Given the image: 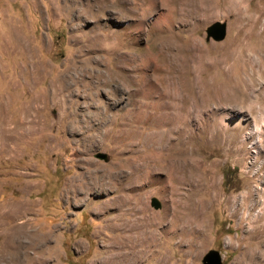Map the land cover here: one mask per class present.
<instances>
[{
	"label": "rangeland",
	"instance_id": "rangeland-1",
	"mask_svg": "<svg viewBox=\"0 0 264 264\" xmlns=\"http://www.w3.org/2000/svg\"><path fill=\"white\" fill-rule=\"evenodd\" d=\"M256 186L264 0H0V252L26 223L36 264H251ZM128 200L144 218L122 232Z\"/></svg>",
	"mask_w": 264,
	"mask_h": 264
},
{
	"label": "bare ground",
	"instance_id": "bare-ground-1",
	"mask_svg": "<svg viewBox=\"0 0 264 264\" xmlns=\"http://www.w3.org/2000/svg\"><path fill=\"white\" fill-rule=\"evenodd\" d=\"M150 111H148V112H150ZM143 114H144V111L142 109H140L139 111L136 110V112L134 113L136 119L137 118H143L145 116ZM148 116H149V114H148ZM221 120H223V119H221ZM162 139H163V137H162ZM156 145H157L156 148H153V150L151 152L144 153L141 156L142 160H144L146 162V164L143 162L146 165L144 169L142 168L143 170H145L143 178H148L149 179V178L152 177V175H151L152 172L149 170V164L150 163L159 162L161 165H163V164H165L166 162H168L170 160L169 155L163 151V146H161L162 144H160V145L156 144ZM173 164H174L173 162L170 163V167H169V171L171 170L170 171V175L167 174V175H169V179H171L173 177V171H172V168H171L173 166ZM141 165H142V163H141ZM258 170L260 172L261 168L258 169ZM260 175H263V174L261 173ZM250 197H251L250 191L247 189L245 194H243L241 196V200L243 201L242 202L243 203L242 207L245 208L244 201L249 199ZM262 197H263V199H262ZM214 200H217V197L214 198ZM253 201H254V204H252V206H250V209H252L254 206L256 207L257 204L258 205L260 204V206H259V208L257 210V215L255 217V220H253L252 223H251V226L253 224L252 229H251V233H252L253 238L255 239L256 244L253 245L251 251L249 252V257H247V258H250L248 262L251 261V264H264V187L256 186L255 192H254ZM131 204H133V202L131 200H128L120 208L122 210V212H129V213L132 214V216L135 217L133 220L132 219H129V220L125 219L124 220V218L122 217V221L120 223V227H121V231L122 232H130L132 230H138L139 227L142 225V222H143V218H144V211L143 210H144V208L140 207V205L138 206L135 203H134L133 206H131ZM206 204L207 203L205 201L201 202L200 207H199V211H198V213H195L194 219L192 220V221H195V222L197 221V223L199 222L202 226H203V223L205 222V221H203V216H204V213L206 212V209H205L206 208ZM136 207H140L143 210H141L140 208H136ZM122 212L120 213V215L122 214ZM156 218L157 217H155V219ZM152 221L148 222V226L145 227L142 231L149 229L151 224H152ZM177 221H178L177 219H172V221L170 222L171 223L170 226L173 227L174 223H176ZM260 221H262L261 224H259ZM26 225L27 224L24 223L19 228H16L14 234L12 236H10L9 239L6 241L7 244H10V246L7 245L6 248H9L8 250L0 252V259L1 260H6V262L9 263V264H36V263H39V261L42 262V261L45 260L44 258L43 259L40 258V255H39V257H34L33 255L29 254L26 251L27 248L31 247V246H33V248H36V249L37 248L41 249L40 247L42 245L39 246V247H38V245H40V243L43 241V239H42L43 236L42 235H41L42 236L41 237L38 233L35 232V230H32V229L28 228ZM23 235L24 236L25 235L29 236V238H30L29 241L20 240L19 238L22 237ZM153 236H152V234L151 235H148V234L144 235L143 236L144 242L146 240L149 241V238L151 239V238H153ZM257 238H258V240H257ZM126 247H128V246L125 245V247L122 246L120 248L125 250ZM122 253H123L122 261L124 263L130 264V263H132L134 261L133 260L134 251L127 250V251H124ZM255 258H262V260H261V262L257 263L254 260Z\"/></svg>",
	"mask_w": 264,
	"mask_h": 264
},
{
	"label": "water",
	"instance_id": "water-1",
	"mask_svg": "<svg viewBox=\"0 0 264 264\" xmlns=\"http://www.w3.org/2000/svg\"><path fill=\"white\" fill-rule=\"evenodd\" d=\"M225 34V24L221 22H213L206 28V36L211 37L214 40H220L224 37ZM100 158H103L104 155L100 154ZM153 207H158V202L155 199L151 200ZM202 264H222L219 260L217 251L211 249L208 250L201 259Z\"/></svg>",
	"mask_w": 264,
	"mask_h": 264
}]
</instances>
